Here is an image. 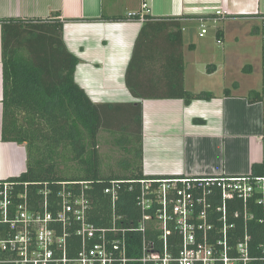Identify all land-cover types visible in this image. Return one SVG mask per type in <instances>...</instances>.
I'll return each instance as SVG.
<instances>
[{"label": "crops", "instance_id": "obj_1", "mask_svg": "<svg viewBox=\"0 0 264 264\" xmlns=\"http://www.w3.org/2000/svg\"><path fill=\"white\" fill-rule=\"evenodd\" d=\"M143 2L149 5L155 20L128 19L129 13L141 10ZM217 9L228 17L210 20L216 26L224 23L215 33L218 45V39L225 43L233 33L234 19L250 22V28L241 31L246 39L259 35L253 17L264 11V0H0V20H60L65 45L79 60L75 82L91 101L97 105L142 104L145 175H253L254 165H263L264 170V100L251 104L248 95L253 90L262 91V87H245L241 80L230 78L252 72L253 66L238 62L240 54L225 55L228 61H234L226 73L232 89L205 85L206 77L216 76L214 64L208 65V72L193 68L205 56L215 59L207 41L199 43L198 39H205L209 33L200 36V18L214 17ZM197 25L198 37L194 32ZM178 26L182 29V45L178 43ZM135 52L139 62L136 82L143 94L167 93L160 96L167 97L173 92L175 61L182 54L186 91L211 93L212 98L197 99L189 105L180 98H136L127 85ZM242 58L249 55L244 53ZM3 99L0 25V180L27 172L26 146L2 140Z\"/></svg>", "mask_w": 264, "mask_h": 264}, {"label": "built area", "instance_id": "obj_2", "mask_svg": "<svg viewBox=\"0 0 264 264\" xmlns=\"http://www.w3.org/2000/svg\"><path fill=\"white\" fill-rule=\"evenodd\" d=\"M151 18L146 2L128 14ZM213 18L228 17L217 9L200 18L201 37ZM253 19L264 93V14ZM94 185L0 180V264H264V176L112 180L104 189L113 203L107 226L91 221ZM126 191L134 194L133 221L116 210Z\"/></svg>", "mask_w": 264, "mask_h": 264}, {"label": "trees", "instance_id": "obj_3", "mask_svg": "<svg viewBox=\"0 0 264 264\" xmlns=\"http://www.w3.org/2000/svg\"><path fill=\"white\" fill-rule=\"evenodd\" d=\"M151 20L155 19L148 21ZM0 25L4 95L2 140L27 148V172L19 177L20 180H93L91 221L107 226L113 203L104 189L110 181L160 178L147 176L143 171L142 104L97 105L91 101L75 82L79 60L65 45L64 25L60 20L1 19ZM181 30L178 26L179 45H182ZM178 57L173 92L160 97L167 93L140 92L136 82L138 52H135L127 72V85L133 96L139 99L180 98L187 105L197 99H211V93L186 91L183 55ZM263 100V91H250L249 103ZM121 130L126 134L117 143L124 145L121 148L127 153V158L118 161L122 172L104 175L99 154L100 134L102 131L116 133ZM253 175L262 177L263 165H254ZM116 210L133 221L136 217L134 194L123 192L116 203Z\"/></svg>", "mask_w": 264, "mask_h": 264}, {"label": "rangeland", "instance_id": "obj_4", "mask_svg": "<svg viewBox=\"0 0 264 264\" xmlns=\"http://www.w3.org/2000/svg\"><path fill=\"white\" fill-rule=\"evenodd\" d=\"M264 14V11H262ZM238 20V19H237ZM234 19L231 23L236 24L234 28H232L233 33L227 37L225 43L217 44L215 33L217 31V26L224 27L223 22H219L217 26L213 22H207L206 26L208 27V35L205 39H198L199 43H208V48L212 51L215 55V59L212 60L211 57L205 56L201 63H196L193 68L195 70H201L208 72V65H215L217 67L216 76L213 79L206 77L205 85L210 86V84H214L217 88L225 86L226 88H233L231 85V79L229 80V76L226 75L229 64H232L234 61L231 59L230 61L227 60V56L225 55L231 54H240L241 58H239L238 62L241 64L244 62L250 63L253 66V71L246 73L245 75L238 73L234 74L232 77L233 80H241L245 87L251 86L250 88L260 89L262 87V80H261V72H260V55H261V41L259 35H251L246 39V36H242V32L250 28V22L247 21H237ZM199 27L198 25L194 27V32L198 37ZM199 43L198 46H199ZM247 53L249 55L248 59L242 58V55ZM212 60V61H211ZM196 62H198L196 60ZM242 77H245L246 80H243ZM219 79V81L217 80ZM233 82V81H232ZM118 126V125H117ZM125 131H116V133H111L107 131H102L99 138V154L102 157V174L104 175H111V174H120L122 170L121 167L118 166V161L121 159L127 158V153L121 147H124L122 144H118V140H123L125 135ZM126 137V136H125ZM70 165L73 163L69 162ZM62 167V166H61ZM75 167V166H74ZM80 168V167H79Z\"/></svg>", "mask_w": 264, "mask_h": 264}]
</instances>
